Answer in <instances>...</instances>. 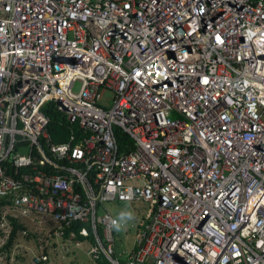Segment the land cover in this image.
Listing matches in <instances>:
<instances>
[{
    "label": "built area",
    "instance_id": "obj_1",
    "mask_svg": "<svg viewBox=\"0 0 264 264\" xmlns=\"http://www.w3.org/2000/svg\"><path fill=\"white\" fill-rule=\"evenodd\" d=\"M108 202L149 206L124 263ZM17 225L96 264H264V0H0V251Z\"/></svg>",
    "mask_w": 264,
    "mask_h": 264
},
{
    "label": "crops",
    "instance_id": "obj_2",
    "mask_svg": "<svg viewBox=\"0 0 264 264\" xmlns=\"http://www.w3.org/2000/svg\"><path fill=\"white\" fill-rule=\"evenodd\" d=\"M125 224V227H127L126 222ZM20 228L21 227L17 225L15 229L17 232H14L11 240L8 241V245L0 251V264H33L35 257L41 256L42 254L47 255L48 260L40 264H67L69 260L76 258H82L84 261L82 260L80 263L88 264L87 260L88 258L90 259L88 251L94 244L92 240L90 242H85L84 239H81V241L84 242V248H77L72 245L68 246L60 240H50L46 245V243H41V237L38 236L37 232H35V234H33V232L30 234L29 231V235L25 236L22 234V229ZM22 228H31L33 231L35 230L34 226H22ZM93 263L96 264L94 261ZM89 264H92V262Z\"/></svg>",
    "mask_w": 264,
    "mask_h": 264
},
{
    "label": "rangeland",
    "instance_id": "obj_3",
    "mask_svg": "<svg viewBox=\"0 0 264 264\" xmlns=\"http://www.w3.org/2000/svg\"><path fill=\"white\" fill-rule=\"evenodd\" d=\"M82 89V83H77L75 86V93L78 94ZM113 94L107 93L105 95V100L103 105L106 108L112 107ZM66 118V116L61 113L60 118ZM22 155H27L28 150L23 149L20 151ZM148 204L144 202H135V203H116L108 202L104 203L98 207V215H101L104 211L109 212L113 217L118 218L121 222H126L127 227H117L114 229L115 232V254L113 258L121 263H124V259L120 257L123 252H131L134 248L136 237H137V228L140 225L141 221L145 218L148 212ZM131 214L129 217L128 214ZM53 258V257H52ZM72 258V257H70ZM88 258V257H87ZM60 260V259H59ZM83 259H72L67 262V264H82L80 261ZM66 261V260H64ZM84 261V260H83ZM93 263L89 258L87 260L88 264ZM85 263V262H83Z\"/></svg>",
    "mask_w": 264,
    "mask_h": 264
},
{
    "label": "trees",
    "instance_id": "obj_4",
    "mask_svg": "<svg viewBox=\"0 0 264 264\" xmlns=\"http://www.w3.org/2000/svg\"><path fill=\"white\" fill-rule=\"evenodd\" d=\"M47 111H48L47 115L49 116V119H50L48 131H49L52 139L54 140V143H56V144L66 143V141L68 140V134L70 132V127H78V126L69 125V123L66 121V118L64 116H63V118H60L61 113H59L57 110H55V105H53V104L49 105V109ZM115 132L117 135V139H118V143H119L121 152H125L126 150H127V152H129V150L134 148L133 147V140L131 139V137L127 133H124L119 128H117L115 130ZM128 147H130V149H128ZM83 227H89V226L84 225V224H78L75 226V228L78 231L80 229H82ZM16 228H17V226H16ZM15 232H17V230ZM99 235H101V229H99ZM92 242H94V241H92ZM98 263L99 264H111L104 257H102V259L99 260Z\"/></svg>",
    "mask_w": 264,
    "mask_h": 264
},
{
    "label": "clouds",
    "instance_id": "obj_5",
    "mask_svg": "<svg viewBox=\"0 0 264 264\" xmlns=\"http://www.w3.org/2000/svg\"><path fill=\"white\" fill-rule=\"evenodd\" d=\"M128 215H129V217L131 216V214H130V213H129Z\"/></svg>",
    "mask_w": 264,
    "mask_h": 264
}]
</instances>
